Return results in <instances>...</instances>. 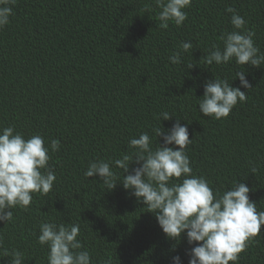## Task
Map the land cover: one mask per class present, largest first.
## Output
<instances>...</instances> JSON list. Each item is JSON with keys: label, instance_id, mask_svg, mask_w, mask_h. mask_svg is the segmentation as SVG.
Masks as SVG:
<instances>
[{"label": "trees", "instance_id": "16d2710c", "mask_svg": "<svg viewBox=\"0 0 264 264\" xmlns=\"http://www.w3.org/2000/svg\"><path fill=\"white\" fill-rule=\"evenodd\" d=\"M228 7L245 19L264 53V0H191L184 23L169 22L167 29L158 26L155 0H16L10 23L0 28V129L42 135L46 147L58 139L60 148L49 152L52 190L33 193L27 208L17 206L11 221H0V264H10L13 250L23 254V264H48V247L37 239L43 222L79 223L92 264L109 258L172 264L176 255L188 264L195 245L184 235L166 237L155 214L119 183L121 169L112 166L119 178L112 190L98 175L84 176L91 161L130 152L129 140L143 132L153 148L163 144L153 128L171 129L177 119L192 139L185 151L193 173L221 192L245 183L264 211V63L205 62L213 45L223 47L219 37L234 30ZM181 42L192 49L183 52ZM176 51L180 64L168 59ZM241 70L252 88L240 86ZM214 77L247 93L226 118L198 110ZM163 112L171 118L163 120ZM139 166L134 160L129 171ZM236 264H264V226Z\"/></svg>", "mask_w": 264, "mask_h": 264}, {"label": "clouds", "instance_id": "9594fccd", "mask_svg": "<svg viewBox=\"0 0 264 264\" xmlns=\"http://www.w3.org/2000/svg\"><path fill=\"white\" fill-rule=\"evenodd\" d=\"M15 3L16 0H0V28L10 23ZM155 3L160 9L158 26L167 29L169 22L176 26L184 23L185 9L190 7L191 0H155ZM226 11L232 14L230 23L234 30L219 37L223 47L213 45L205 62L222 65L234 60L237 65L260 67L264 53L255 44V32L246 28L245 19L233 7ZM180 48L187 52L192 44L181 42ZM181 55L176 51L168 59L172 64H180ZM187 67L190 69L193 65ZM236 78L242 88H252L245 78V70L238 71ZM246 99L247 93L239 87L214 77L205 83L197 105L203 116L221 119ZM161 116L169 120L172 115L163 112ZM153 132L156 138L163 137V144L157 143L153 148L152 138L143 132L129 140L130 152L115 160L91 161L84 176L98 175L106 189L112 190L119 179L112 166L121 169L123 179L119 183L131 190L148 212L155 214L166 237L179 241L184 235L189 245H195L187 252L188 264H236L239 254L264 226V211L258 210L257 204L249 199V187L237 181L221 192L214 190L203 176L195 175L185 151L192 139L187 125H181L179 119L171 129L156 127ZM59 148L58 139H52L46 147L42 135L25 138L13 126L0 129V221H11L12 209L17 206L27 208L33 193L46 195L52 190L56 175L49 166V152ZM134 160L140 166L130 172ZM39 231L38 243L48 247V264H92L89 251L82 250L84 245L78 239L79 223L43 222ZM3 254L8 256V250L4 249ZM10 264H23V254L13 250ZM104 264H112L111 258ZM172 264H182L181 257H172Z\"/></svg>", "mask_w": 264, "mask_h": 264}]
</instances>
